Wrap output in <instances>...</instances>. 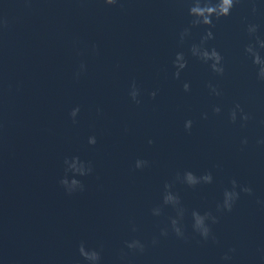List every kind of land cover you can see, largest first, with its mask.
Listing matches in <instances>:
<instances>
[{
  "label": "water",
  "instance_id": "95a60500",
  "mask_svg": "<svg viewBox=\"0 0 264 264\" xmlns=\"http://www.w3.org/2000/svg\"><path fill=\"white\" fill-rule=\"evenodd\" d=\"M255 3V14L240 0L213 18L206 47L223 57L219 76L189 50L208 26L179 41L192 19L188 0H0V264H88L81 241L100 252L99 264H264V82L244 52L254 42L249 23L264 39V0ZM176 52L187 60L178 79ZM133 81L139 104L129 96ZM237 103L251 116L244 126L239 113L235 123L228 117ZM74 156L93 170L76 176L83 191L68 194L59 181ZM137 159L148 166L136 168ZM185 171L213 180L189 186ZM232 179L252 194L240 192L230 212H218ZM165 183L185 210L186 241L171 231L176 211L163 204ZM193 210L219 218L211 225L217 243L193 231ZM133 238L143 253L125 247ZM230 248L231 260H222Z\"/></svg>",
  "mask_w": 264,
  "mask_h": 264
},
{
  "label": "clouds",
  "instance_id": "9594fccd",
  "mask_svg": "<svg viewBox=\"0 0 264 264\" xmlns=\"http://www.w3.org/2000/svg\"><path fill=\"white\" fill-rule=\"evenodd\" d=\"M118 0H104V3L107 5H115L117 4ZM240 0H188V15L192 17L189 21V27H185L179 33V41L180 43H184L185 37L190 35V31L192 27H198L201 25L208 26L204 30V34L200 37L199 43H193L190 45V52L191 55L196 57L197 59L201 60L202 62L208 64L209 68L215 74L222 76L225 72L224 64H223V57L216 50L215 47H206L207 41L214 39V33L212 28L215 26L213 23V18L219 20L221 17H227L231 14L233 7L239 3ZM252 7L251 11L253 14L256 13V3L255 0H250ZM258 25L255 23H249L246 26V31L250 37L253 38L254 42L250 41L244 46V52L251 57L252 64L256 66V78L259 81L264 82V55H261L260 50L264 49V39L260 38V36L256 35L258 31ZM93 51H96V45H92ZM173 66L175 67V71L173 76L175 78L180 77L181 70H183L187 66V60L183 52H176L175 57L172 61ZM85 70V65L83 62L79 65V70L75 73L76 77L78 78L80 73ZM184 91L190 90V85L188 82H184L182 85ZM208 87L213 95L220 96L222 95L221 90L213 85L208 84ZM156 91L149 92L150 97L156 96ZM130 98L137 104L141 101L139 99L140 96V89L136 86L135 81L132 82L130 85L129 90ZM99 112L100 109H97ZM213 113H220L221 108L218 105H214L212 108ZM79 112V106L74 107L71 109L69 115L73 118V122L75 123V118ZM237 113H239V119L241 121V126H244L245 122L251 119L249 113L245 112L244 109L241 107L239 103L235 104L232 109L229 110L228 117L232 123L237 121ZM204 118H207V114H203ZM264 123V121H262ZM192 121L185 120L184 128L187 131L191 130ZM89 144H95L96 138L95 136L88 137ZM149 143H152L149 140ZM242 144L247 143V139L241 140ZM258 144H264V139H260L257 141ZM71 165H69V160L66 157L64 163L67 165L65 168V176H63L59 183L64 187L65 191L68 194H72L73 192L79 190H84L83 183L76 178L77 175L84 176L88 175L92 172V165L91 162H85L79 159V157H72L71 158ZM149 162L143 159H137L135 161V167L140 169L143 167L148 166ZM68 172H71L73 175L69 177L67 175ZM177 179H181L180 174H177ZM213 180L212 174L210 172H206L200 176L195 175L191 171H185L183 173L182 181L189 186H195L201 182L203 183H211ZM232 187L231 189H225L223 192V199L220 203L217 204V211H227L230 212L235 204L236 200L239 198L240 192L247 193L249 195L252 194V188L246 185L239 186V192L237 191V181L232 179L230 181ZM165 193L163 195V204L171 205L175 211L176 215L174 217H169V223L172 233L179 239L187 240L185 236L183 225L180 223L184 216V208L180 206L179 196L173 194L169 189L171 185L165 183L164 185ZM153 215H160L161 208L154 207L152 209ZM192 229L195 233H198L202 240L207 241L211 239L214 243H217V238L212 232L211 225L218 223V217L213 215L211 212H204L200 213L196 210H193L192 213ZM133 231H135V227L133 226ZM169 234V227L165 226L160 229L161 236H168ZM158 241L156 238H153L151 243L154 245ZM125 247L129 250V252H136V253H143L145 251L146 245L139 239L133 238L129 241H125ZM78 251L80 255L84 258L88 264H99L100 261V252L93 248H86L84 242L78 246ZM234 248H230L228 252L224 253L221 257L222 260L228 261L231 260V256L229 253L234 252ZM127 256V253L121 249L120 257L124 259ZM264 258V257H262Z\"/></svg>",
  "mask_w": 264,
  "mask_h": 264
}]
</instances>
